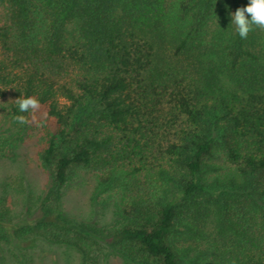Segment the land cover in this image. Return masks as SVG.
I'll return each mask as SVG.
<instances>
[{
  "label": "trees",
  "instance_id": "16d2710c",
  "mask_svg": "<svg viewBox=\"0 0 264 264\" xmlns=\"http://www.w3.org/2000/svg\"><path fill=\"white\" fill-rule=\"evenodd\" d=\"M248 4L0 0V157L33 133L49 181L17 236L81 264H264V31L231 23ZM84 177L111 224L63 214Z\"/></svg>",
  "mask_w": 264,
  "mask_h": 264
},
{
  "label": "rangeland",
  "instance_id": "374dc122",
  "mask_svg": "<svg viewBox=\"0 0 264 264\" xmlns=\"http://www.w3.org/2000/svg\"><path fill=\"white\" fill-rule=\"evenodd\" d=\"M38 142V137L29 133L15 157H0V212L8 210L4 222L0 223V264H81V258L74 249L41 239L20 238L19 228L33 226L38 218V213L33 212V201H26L27 196L31 192L38 194L44 191L49 184L33 158V149ZM18 178L23 180L24 196L18 192L15 183ZM92 189L93 180L89 177L69 185L62 199L63 214L78 225L85 223L102 227L111 224V212L90 202ZM110 264L123 263L120 258L112 256Z\"/></svg>",
  "mask_w": 264,
  "mask_h": 264
},
{
  "label": "clouds",
  "instance_id": "9594fccd",
  "mask_svg": "<svg viewBox=\"0 0 264 264\" xmlns=\"http://www.w3.org/2000/svg\"><path fill=\"white\" fill-rule=\"evenodd\" d=\"M250 15V19L248 15ZM231 23L236 26V31L241 39H247L249 33L256 28L264 31V0H249V4L245 7L238 8L231 16ZM20 113L31 112L33 114L32 123L36 122L34 113L37 112L41 105L35 97L19 98L15 100ZM15 120L25 125L30 123L24 115H16Z\"/></svg>",
  "mask_w": 264,
  "mask_h": 264
}]
</instances>
